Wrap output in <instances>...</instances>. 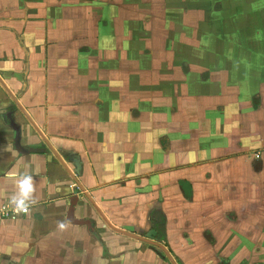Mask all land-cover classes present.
<instances>
[{"label":"crops","instance_id":"0c3cea01","mask_svg":"<svg viewBox=\"0 0 264 264\" xmlns=\"http://www.w3.org/2000/svg\"><path fill=\"white\" fill-rule=\"evenodd\" d=\"M239 3L205 30L201 0H0V77L107 220L176 264H264V0ZM10 172L34 202L0 217V264H170L106 225L0 86V208Z\"/></svg>","mask_w":264,"mask_h":264},{"label":"water","instance_id":"95a60500","mask_svg":"<svg viewBox=\"0 0 264 264\" xmlns=\"http://www.w3.org/2000/svg\"><path fill=\"white\" fill-rule=\"evenodd\" d=\"M0 86L3 88V90L8 94V96L11 98V100L14 102V104L17 106V108L24 114V116L27 118V120L30 122V124L33 126V128L36 130V132L38 133V135H40V137L44 140V142L46 143V146L48 147L49 150L52 151V153L56 156V158L60 161L61 164H63L66 168V170L68 171V173L71 175V177L73 178V180L75 181V183L78 184V186L80 187V189L84 192L83 188L81 187V185L79 184V182L76 179V176H78V171L76 170L75 173H71V171L66 167V165L64 164L63 160L58 156V154L55 152V150L50 146V143L48 142V140L45 138V136L41 133V131H39V129L35 126V124L32 122V120L29 118V116L27 115V113L24 111V109L22 108V106L19 104L17 98L13 95V93L10 91V89L6 86V84L4 83L3 79L0 77ZM16 130V145L19 143V138H20V134L17 128H15ZM38 150H29V153H33L36 152ZM78 166V162H76L75 167ZM85 193V192H84ZM85 196L87 198V200L91 203V205L95 208V210L98 212V214L103 218L104 222L106 223V225L113 231L122 234L124 236H127L129 238L138 240L140 242H143L147 245L150 246V248L155 251L156 253H158V255L163 258V259H167L170 264H176V262L174 261V259L172 258V256L170 255V253L167 251V249L159 244L156 239V232L155 231H151L146 237H140L137 236L135 234L129 233V232H125L122 230H119L117 228H115L108 220L107 218L103 215V213L99 210V208L97 207V205L93 202V200L88 196L87 193H85Z\"/></svg>","mask_w":264,"mask_h":264},{"label":"rangeland","instance_id":"374dc122","mask_svg":"<svg viewBox=\"0 0 264 264\" xmlns=\"http://www.w3.org/2000/svg\"><path fill=\"white\" fill-rule=\"evenodd\" d=\"M241 1L242 0H229V3H227L226 0H225V2L223 0L222 5L223 6L228 5V8L226 7L227 10L225 9V13H226L225 14V13H223V11H224V8L223 7H220V9L215 10L214 12H216V13H214L212 11V9L214 8V6L212 8L211 7V4L210 5L209 4L207 5L206 2H205V0H201V3L202 4L199 5V8H200L198 10L199 11L198 12L199 14L196 16L197 21L198 22L200 21L199 24H198V26L200 27V29H203L202 27H204L205 30H207L210 27L208 25L214 24V22H215V25L216 26L224 27L226 25V18H228V17H231V21L233 20L236 23L239 22L242 18H241V15H238L236 18H234L235 17L234 15L236 13H239L238 11L234 10V7L236 5H238V3L241 2ZM210 8H212V9H210ZM158 10H159V17H162L164 19L165 8L163 7V8H161V10L160 9H158ZM259 10L260 9H258V8H255L254 9V11H255L254 13H256L258 19L260 18L259 14H257ZM146 11H147V9L145 7H142V12L145 13ZM210 14H212V16ZM247 17H248V19L251 20V17L249 15ZM152 23H153V20H152ZM196 24H197L196 21H192L191 23H189V26L186 25V27H185L186 34H188V35H196V36H204V34L201 31L198 33L199 35H197V30L194 28V27H196ZM256 26L257 25H255V27ZM262 26L260 28H258V27L257 28H251L248 31L249 36H252V34H253V36H255V34H256L255 30H262V29H264V26H263V28H262ZM241 27H243L245 29V27L243 25H241L239 28H241ZM247 30L248 29L246 28V31ZM244 32H245V30H244ZM240 34L242 36H244V33H240ZM205 36H208V32H205Z\"/></svg>","mask_w":264,"mask_h":264},{"label":"clouds","instance_id":"9594fccd","mask_svg":"<svg viewBox=\"0 0 264 264\" xmlns=\"http://www.w3.org/2000/svg\"><path fill=\"white\" fill-rule=\"evenodd\" d=\"M9 178L15 181L17 188V192L10 198L11 204L16 210L27 211L30 204L34 202L33 193L35 189L33 186L32 176L24 175L17 179L16 173L10 172ZM59 227L63 229L65 225L61 223Z\"/></svg>","mask_w":264,"mask_h":264},{"label":"built area","instance_id":"2783aa9c","mask_svg":"<svg viewBox=\"0 0 264 264\" xmlns=\"http://www.w3.org/2000/svg\"><path fill=\"white\" fill-rule=\"evenodd\" d=\"M27 211H19L14 208L13 205H7L3 204L0 208V217L3 219H13L16 214L21 213V214H27Z\"/></svg>","mask_w":264,"mask_h":264},{"label":"flooded vegetation","instance_id":"af4514ba","mask_svg":"<svg viewBox=\"0 0 264 264\" xmlns=\"http://www.w3.org/2000/svg\"><path fill=\"white\" fill-rule=\"evenodd\" d=\"M155 239H156V236H155ZM157 240V239H156ZM147 245V244H146ZM147 246H149V245H147ZM150 247V246H149ZM151 249V248H150ZM152 250V249H151ZM158 254V253H157ZM166 259V258H165ZM167 260V259H166ZM168 261V260H167ZM169 262V261H168Z\"/></svg>","mask_w":264,"mask_h":264}]
</instances>
